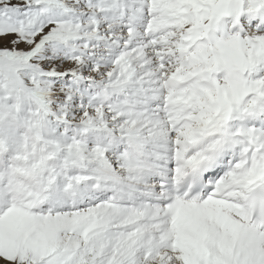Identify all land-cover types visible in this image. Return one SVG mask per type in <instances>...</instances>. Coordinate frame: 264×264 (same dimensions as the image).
I'll return each mask as SVG.
<instances>
[{"label":"snow or ice","instance_id":"obj_1","mask_svg":"<svg viewBox=\"0 0 264 264\" xmlns=\"http://www.w3.org/2000/svg\"><path fill=\"white\" fill-rule=\"evenodd\" d=\"M0 264H264V0H0Z\"/></svg>","mask_w":264,"mask_h":264}]
</instances>
